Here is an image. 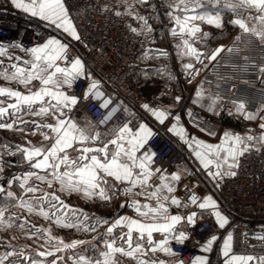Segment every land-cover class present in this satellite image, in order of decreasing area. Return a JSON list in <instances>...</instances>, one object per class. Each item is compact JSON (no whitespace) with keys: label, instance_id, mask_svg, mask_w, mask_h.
<instances>
[{"label":"snow or ice","instance_id":"snow-or-ice-1","mask_svg":"<svg viewBox=\"0 0 264 264\" xmlns=\"http://www.w3.org/2000/svg\"><path fill=\"white\" fill-rule=\"evenodd\" d=\"M141 3H148V0H140ZM11 4L16 8L29 14L31 17L38 18L46 22L47 26H54L62 30L75 41H80L76 27L73 25L64 0H11ZM173 11L183 13V16L176 15L175 23L178 26L171 30L173 36L179 35L182 39L184 54L195 58L197 63L203 64L201 57L209 62L215 61L217 56L225 48L223 45L215 48L210 55L199 51L189 42V38L200 39L197 34L201 32L199 25L194 21H202L217 28L223 27L221 13L225 10L236 13L238 9L255 10L257 15L250 16V19L258 21L260 27H249V24L243 18H236L230 21L238 26L244 33H251L256 36L261 45H264V0H239L238 3H232L231 0H178L177 3L170 5ZM116 15H120L119 12ZM173 13H169L171 17ZM138 19L148 25L145 17L140 16ZM133 32L137 30L132 29ZM147 31L151 32L150 26ZM185 34L189 38H185ZM208 36L204 33V38ZM178 47H180L178 45ZM20 49L29 58L25 59L20 56H13L9 49ZM70 44L63 42L56 36L48 37L42 44L25 48L20 43L6 45L0 42V79L6 81H15L22 85L26 92L14 90L10 87H0V97H7L14 100V103L4 105L0 100V119L12 114L26 112L31 115L48 117L51 116L54 123L37 124V129H48V132H40L43 141L51 143H41L39 146L31 145L30 147L17 146V151L22 153L24 160L31 168L43 172H28L20 187L25 188L29 179L33 176L41 183L53 188L58 184L59 192L79 193L85 199L98 198L104 202H111L118 195H123L128 199L120 204V208H131L136 214L135 217L128 215H118L112 221L103 217H90L82 209H76L66 204L56 191H44L43 195L37 197L39 204V214L45 219L55 218L54 222L61 227L76 228L85 232H96L99 226L107 225L104 232V250L99 252L95 259L84 255H79L74 264H120L117 254L129 258L136 264H166L164 260H146L143 257L148 253L155 254L162 252L167 256L178 257L179 254L174 252L171 245L174 241L176 244L183 245L189 239L188 234L182 231L178 226L184 223L194 225L198 218V213L192 211L186 216L179 213L172 214L170 207L175 206L177 209L188 208L189 204L197 205L202 210L199 216L202 217L205 211L210 210V215L215 217L216 225L224 229L229 220L219 210L217 202L211 195L202 198L189 191L187 202H183L177 195L174 182H179L182 178L181 172L165 174L155 165L156 153L151 148H146L149 141L155 133L146 123H139L133 129L130 127L131 121L123 124L121 127L110 130L109 133H101L95 130L94 126L81 127L68 113L79 103L80 99L87 100L90 96L95 98L103 97L99 90V81L92 79L91 73L86 72L84 62L79 56L70 57ZM232 52V48L227 49ZM167 53L162 52L161 55ZM15 61L5 66L4 59ZM63 64V66H62ZM186 74L189 76L198 75L200 69L195 68L191 62L182 65ZM207 67V65H205ZM261 82H264V66L259 68ZM79 80L91 81L83 93V97L71 94L66 89H71ZM191 83V81H189ZM219 87V84L217 85ZM205 90L201 86L196 92V100L193 103L200 104L205 99ZM181 97H175L177 103ZM206 110L219 115L217 110L218 102L221 97L218 95L208 96ZM111 103L110 99H104L100 107L107 108ZM236 112L243 115L246 120H254L257 113L246 111V104L243 101H233ZM113 107L111 111L100 121L106 123L111 116L118 110ZM142 107L151 114L155 120L163 125L169 117L174 122L168 127L167 131L177 136L199 161L200 166L206 170L207 176L219 187L220 181L225 177H234L237 175L233 169L239 168V158L249 152L255 144L264 147V131L258 136L249 133L241 135L231 131H225L221 140L217 144L205 142L195 135H190L187 129L180 123L181 117L172 114L170 109L153 108L149 104H143ZM127 111V109H125ZM231 111L229 115H231ZM191 123L199 131L205 132L210 136L216 133L210 129L200 126L198 118L193 116L191 110L187 113ZM264 120V117H261ZM27 123V121H21ZM13 123H0V128L13 129ZM259 127L264 130V123ZM23 131V129H17ZM33 135L36 133L33 132ZM107 137V139H102ZM29 144L31 142L29 141ZM259 151V148H256ZM76 155L72 156L71 153ZM14 154V153H13ZM215 169V170H213ZM3 170L0 164V171ZM159 174V183L152 184L151 180ZM13 179H19L14 177ZM0 191H4L0 187ZM41 191L38 186H28L26 192L36 193ZM8 197H13L12 192L7 193ZM140 198H143L141 201ZM199 201V202H198ZM47 204V210L44 207ZM21 207H27L29 212L33 211L30 201H22ZM5 210H0V222H3ZM57 213H62L57 215ZM69 213L71 216H69ZM82 217L83 219H80ZM75 218V222H73ZM91 223H85L86 221ZM119 230V236L114 233ZM48 231L49 239H57L61 247L56 251L63 249H75L78 245L86 243L83 240H73L65 243L63 240L51 236ZM154 233H159L161 239H154ZM264 239V236L257 237ZM96 239V237H93ZM220 239L213 234L202 245L201 251L208 253L213 249L214 243ZM118 241L120 243H118ZM223 255V264H250L255 261L256 264H264V256H242L233 254V234L228 232L223 238L221 247ZM8 255H11L9 253ZM40 256L54 255L53 252H40ZM7 256L0 257V264H4ZM61 259V258H57ZM32 264H38L32 261ZM52 264H56L54 260ZM175 264H183L182 259H177ZM190 264H208L207 256H195Z\"/></svg>","mask_w":264,"mask_h":264},{"label":"built area","instance_id":"built-area-1","mask_svg":"<svg viewBox=\"0 0 264 264\" xmlns=\"http://www.w3.org/2000/svg\"><path fill=\"white\" fill-rule=\"evenodd\" d=\"M64 3L81 37L80 41L70 43L68 54L70 57L82 58L85 66L99 78V90L103 93L101 98H81L68 115H85L101 132L121 127L128 121H131L130 127L135 129L142 121L137 113L133 115L130 112L129 107L140 110L146 99L134 77L139 57L147 52L145 41L132 31L124 16L116 15L114 9L98 10L90 0H64ZM26 32L22 15L0 0V42L12 44L13 41H20L27 35ZM228 48L233 51L228 52ZM227 49L205 72L202 83L221 97V111H232L233 101H243L247 111H254L264 105V82H261L259 72V68L264 66V45L251 33L242 32L230 42ZM90 82L77 81L73 85V93L83 97ZM104 99L111 100L107 108L100 107ZM117 106L118 110L111 119L101 124L100 121ZM194 115L199 121L205 119L199 109H195ZM172 121V117H169L164 126L156 128L155 135L146 146L156 153L154 166L162 170L183 163L184 155L180 146L165 130V126ZM239 162V168L234 170L237 175L224 177L218 190L224 209L232 217L230 224L225 229L218 228L215 217L208 211L203 221L193 225L189 239L183 245L172 244L173 251L179 254L178 259H182L183 264H190L192 258L199 254L198 242L215 234L220 238L216 245L220 248L223 238L234 230L240 232L242 252L250 255L264 253V239L257 238L264 236V147L251 148L239 158ZM190 178L195 179V176ZM185 186L202 200L198 186ZM0 187H7L5 178L0 179ZM183 191L184 202H187L189 191L186 187ZM197 208V205L191 204L183 210L172 206L174 211L183 215ZM214 264H223V261L217 259Z\"/></svg>","mask_w":264,"mask_h":264},{"label":"crops","instance_id":"crops-1","mask_svg":"<svg viewBox=\"0 0 264 264\" xmlns=\"http://www.w3.org/2000/svg\"><path fill=\"white\" fill-rule=\"evenodd\" d=\"M178 0H174L173 3H177ZM223 2V0H222ZM232 3H238L239 0H231ZM10 5L13 9L18 12H23L20 9H16L12 4L11 0H9ZM177 14L183 16V13L177 11ZM257 13L255 10H244L238 9L236 13L230 11H223L221 13L223 20V27L217 28L214 25L207 24L202 21H194L193 23L197 24L201 28V32L197 34V37L200 39L189 38L185 34V38H189V42L193 44L195 48L199 51L205 53V55H210L211 52L223 45L225 50L227 49L230 42L235 40L240 33L243 31L238 27L230 23L231 20L236 18H243L248 24L249 27L255 26L257 28L260 27L258 21L250 19V16H255ZM71 18V17H70ZM204 33H207L208 36L204 38ZM179 36V35H178ZM180 37V36H179ZM74 41L70 36L67 37L66 43L70 44ZM178 45L180 47H172L171 54L161 55L159 52L149 53L141 55L138 59L137 68L135 72L136 80L141 84L143 91L145 92L148 98L157 99L158 101H162L163 95L165 94L164 89L159 87V85H166L170 82L171 72L174 68H182L184 74H186L182 65L185 63H193L195 68L200 69L198 75L196 77L202 76L203 73L209 69V67L215 63L219 56L222 55L225 51L221 52L215 61L209 62L204 57H201L203 60V64L197 63L195 58L190 57L184 54V48L182 46V39L179 38ZM164 52V51H160ZM176 52V54H175ZM165 53V52H164ZM171 56L168 59V56ZM82 59V58H81ZM83 61V60H82ZM5 66L10 61L4 59ZM207 65V67H205ZM86 67V66H85ZM204 72L202 73V71ZM86 72L91 73L92 79L99 81V78L96 74L86 67ZM202 73V74H201ZM264 84V83H263ZM205 86V85H204ZM0 87H10L14 90H19L21 92H26V89L18 84L15 81H6L4 79H0ZM201 87V86H200ZM199 87V88H200ZM74 86L71 89H66L71 94L73 93ZM205 90L204 95L207 98L208 96H217V92L208 86L203 87ZM0 100H3L5 103L3 106H7L8 103H14V100L9 99L7 97H0ZM221 102V100L219 101ZM158 109H170V105L159 102ZM130 108V112L134 114H139V117L143 123H146L154 132V130L158 127L164 126L159 124L154 117L151 116L149 112H147L143 107L140 110H134V108ZM264 108V105L260 106L258 109L254 111H248L252 113H257L258 110ZM247 111V110H246ZM234 112H236V108L234 105ZM9 115H6L3 119H0V123H13V129L0 128V164L3 167L2 175L7 177L8 185L4 189V191H0V210L4 211L3 222H0V257L7 256L4 261V264H32V261L38 262V264H52L55 260L56 264H74V261L78 258L79 255H84L89 258H97L99 256V252L104 250V232L107 225L99 226L96 232H85L83 230H77L76 228H65L58 226L54 222V217L51 219H45L43 216L39 214V204L37 202V197L43 195L44 191L52 192L56 191V194L60 196V198L68 205L72 206L76 209H82L85 213H87L90 217H103L107 218L109 221H112L118 215H128L135 217V213L131 208H120V204L124 203L128 198L123 195H118L111 202H104L98 198L95 199H85L79 193H67V192H59L57 189L59 188L58 184H54L53 188H48L46 184L41 183L39 180L35 178V176L29 179L28 185H25V188H21L20 185L23 183V178L28 172H39V170L33 169L30 165L24 160L22 153L17 151V146L21 147H30L31 145L39 146L42 142L45 144L51 143L50 141H43V137L40 135V132H48L49 130L37 129V124H45V123H54L51 116L41 117L36 115H31L26 112H20L16 114H12V110H9ZM237 113V112H236ZM238 114V113H237ZM264 117V111H259L257 120L259 125L264 123V120L261 119ZM21 121H27V123H22ZM81 127H86L80 125ZM92 126V125H91ZM94 126V125H93ZM171 126V123L165 126V130L167 134L175 139L176 136L172 133L168 132V127ZM95 127V126H94ZM96 128V127H95ZM258 128H260L258 126ZM17 129H23V131H19ZM261 129V128H260ZM264 131V130H262ZM36 134L33 135L32 133ZM103 139V138H102ZM106 139V138H105ZM29 141L31 144H29ZM147 146V145H146ZM255 147H261L260 145H256ZM14 153V154H13ZM72 156H75L76 153L72 152ZM13 160H17L18 164L16 165ZM182 164V163H181ZM181 164L170 167L166 169L165 174H171L173 172H181L182 178L179 182H174L176 186L177 195L184 202V193L183 186L186 183L187 174L184 171H181L182 167L175 169ZM185 170V167L183 168ZM235 170V169H233ZM40 175H44L43 172H39ZM14 177H18L19 179H13ZM159 174H156L152 180V184H158ZM226 178V176H225ZM224 180V179H223ZM222 182V181H221ZM220 182V184H221ZM28 186H38L41 191L36 193L26 192V188ZM204 186V185H203ZM220 187V185H219ZM219 187L216 186L215 182L212 181L209 183V186L205 184L204 187L198 186V192L203 196L211 195L213 199L217 202L219 206V210L221 213L226 216L229 220L228 225L231 222V215L228 213L226 209H224L220 197L218 195ZM12 192L14 194L13 197H8L7 193ZM142 202L143 198H140ZM22 201H30L33 206V211L29 212L27 207H21ZM45 209L47 210V204H44ZM183 210V208L178 209ZM198 213V218L196 223L203 221L208 211L203 213V216L200 217L199 213L202 211L199 208L194 210ZM170 212L172 214H176V212L170 207ZM192 212V211H191ZM189 212V213H191ZM210 212V210H209ZM188 213V214H189ZM62 213H57V215H61ZM181 214V213H179ZM183 215V214H181ZM187 215V214H186ZM184 215V216H186ZM69 216L71 214L69 213ZM80 219H83L80 217ZM73 222H75V218H73ZM92 221H86L85 223H91ZM195 223V224H196ZM225 226V228L228 227ZM264 225V223H263ZM193 225H188L184 223L182 226H178V228L182 231H185L188 236L191 234V229ZM224 228V229H225ZM50 230L51 236L54 238H58L59 240H63L65 243H70L73 240H83L86 243L82 245H78L75 249H63L62 251H56L57 247H61L57 242V239H49L48 231ZM233 234V254L249 256L250 254H245L242 252L240 248L241 237L240 232L237 230L231 231ZM116 236H119L120 232L117 230L114 233ZM96 237V239H93ZM161 235L159 233H154V239H161ZM210 238V237H209ZM203 240L202 242H198L197 246L199 248V254L196 256H207L208 264H214L217 259H220L224 262V257L221 253V247L217 248V241L213 245V249L211 252L205 253L201 251V245L207 240ZM118 243H120L118 241ZM175 243L174 241L172 244ZM172 247V245H171ZM40 252H53L54 255H46L40 256ZM11 253V255H8ZM254 257L264 256L263 254L251 255ZM61 259H57V258ZM146 260H164L166 264H175V261L178 257L167 256L162 252L148 253L147 256L143 257ZM117 259L120 261V264H136L135 261L120 256L117 254ZM250 264H256L255 261L250 262Z\"/></svg>","mask_w":264,"mask_h":264},{"label":"rangeland","instance_id":"rangeland-1","mask_svg":"<svg viewBox=\"0 0 264 264\" xmlns=\"http://www.w3.org/2000/svg\"><path fill=\"white\" fill-rule=\"evenodd\" d=\"M90 1L94 3L95 7L98 10H105L109 8L114 9L115 11L119 12L120 15H122V17L124 16L127 19L131 27L137 30L136 31L137 35L139 34L147 45V50H146L147 52L143 53L142 55L155 53V52L162 53L160 51H164L169 55L171 54L172 47L176 49V47L178 46V41L180 37L178 35L173 36L171 34V30L173 28H177L178 30V26L176 25L174 20V17L178 15L177 11L174 12L173 8L170 7V5L174 4L173 3L174 0H148V3L146 4L141 3L140 0H90ZM3 2L5 4L10 5L9 0H3ZM170 12L173 13L171 17L169 16ZM19 14H21L23 17V22L25 23L27 29L26 32L27 35L20 41H13L12 43H20L22 44L23 47L30 48L38 44H42L50 36H56L57 38L61 39L63 42L66 43V39L68 35L66 33H63L62 30H58L54 26H47L46 22L41 21L38 18L31 17L29 14H26L24 12H19ZM140 16H143L147 19L148 25H145L144 21L138 19V17ZM148 26L151 27L152 29L151 32L147 31ZM6 45H9V43ZM9 51L13 56H20L25 59L29 58L24 52L20 51V49L10 48ZM170 57L171 56H168V59L171 61ZM3 59L7 60V58H3ZM11 62H15V61H11ZM137 63L135 65L136 67L134 70V77L137 68ZM203 72L204 70L202 71V73ZM205 72L203 73V75L205 74ZM135 81L138 82L136 78ZM189 81H191V83H189ZM139 85L141 86L140 83ZM200 86L202 87L206 86V85L204 86V84L201 82V76L196 77L195 75L193 76L185 75L182 68H177L176 70L173 68L171 72L170 82L166 85H159V87H162L165 91L162 101L148 98L145 92L143 91L144 96L146 98L144 104H149L153 108H157L160 104L159 102H164L170 105L173 116L179 115L181 117L180 123L187 129V132L190 135H195L199 139L212 144L219 143L222 134L225 131H231L233 133H239L241 135H244L246 133H249V130H251L250 134L254 136H258L262 132V129L258 128L259 122L257 120L244 119L243 115L234 112V107L233 110L231 111L232 113L231 115H229V112L221 111L223 109V103H222L223 101L218 102L217 105V110L219 111V115H215L206 110V105L209 102L207 98H205L204 101H202L205 107H201L200 104L193 103V101L196 100V92ZM177 96L181 97L179 103H177L175 100V97ZM195 109H199L205 116L204 120L199 121L200 126L212 129L216 133L215 136H210L205 132H201L196 127L193 126L187 113L188 110H191L193 116L195 117L196 116L194 115ZM70 116L79 125H83L86 127L92 125L88 120V118L83 114L74 113L71 114ZM95 130L97 129L95 128ZM109 132L110 130L101 133H109ZM102 138L107 139V137H102ZM173 140L176 142L178 146H180V149L182 150L184 155L182 161L183 163L180 166L176 167L175 169L182 167L181 171L186 172L187 179L185 185L189 184L190 186L193 187L194 186L204 187L206 184L207 186H209V183L212 182V180L207 176L206 170H204L202 166H200L199 161H197L194 155L192 154V150L189 149L187 145H185L177 136ZM256 145L259 144H255V146ZM13 162L16 165L18 164L17 160H13ZM184 167L185 170H183ZM2 173L3 171H0V179L5 178L7 180V185H8V179L7 177L3 176ZM192 175L195 176V179L190 178ZM185 185L183 186L184 188ZM181 191L183 190L181 189Z\"/></svg>","mask_w":264,"mask_h":264}]
</instances>
